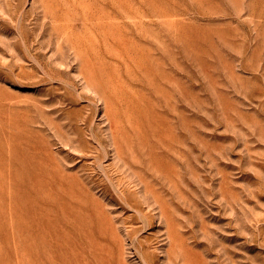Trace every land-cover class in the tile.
I'll return each mask as SVG.
<instances>
[{
	"label": "rangeland",
	"instance_id": "1",
	"mask_svg": "<svg viewBox=\"0 0 264 264\" xmlns=\"http://www.w3.org/2000/svg\"><path fill=\"white\" fill-rule=\"evenodd\" d=\"M0 264H264V0H0Z\"/></svg>",
	"mask_w": 264,
	"mask_h": 264
}]
</instances>
